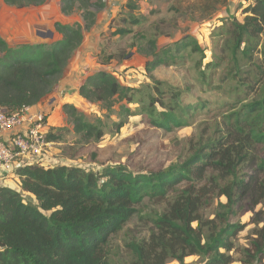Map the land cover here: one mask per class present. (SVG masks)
I'll use <instances>...</instances> for the list:
<instances>
[{
  "label": "trees",
  "instance_id": "obj_1",
  "mask_svg": "<svg viewBox=\"0 0 264 264\" xmlns=\"http://www.w3.org/2000/svg\"><path fill=\"white\" fill-rule=\"evenodd\" d=\"M3 1L18 8L46 2ZM162 1L173 3L170 9L177 11L179 0ZM230 1L194 0L188 7L191 16L198 13L205 21L213 19ZM244 2V21L236 16L222 17V30L232 37L233 57L241 56L252 64L251 70L235 69V76L244 77L255 92L264 83V0ZM106 6L105 0H61L60 12L70 16L80 11L83 23L56 22L61 38L51 44L10 46L0 37V105L15 112L48 98L83 44L85 31L96 25L97 12ZM139 9L140 0H127L112 36L134 33L131 27L145 20L136 13ZM194 49L201 48L197 44ZM138 51L146 57L155 56L146 61L148 72L168 63L157 51L155 40H149L148 47L139 46ZM114 58L113 54L104 56L101 63L108 65ZM131 89L112 73L98 70L80 85L79 94L110 112L121 100L132 102ZM159 92L146 107L147 116L142 121L166 131L183 125L185 115L192 116L205 106L202 101L196 107L193 102L179 103L181 93L175 88ZM157 105L162 110L156 112ZM244 108L229 116L218 135L201 142L190 157L166 168L134 172L125 164H116L93 172L75 164L44 166L39 162L17 167L21 190L0 186V264H111L112 237L134 217L146 198L167 201L168 206L153 220L149 239L130 245L136 258L133 264H168L172 260L185 264V258L195 254L204 257L203 264H232L239 259L236 254L244 264L262 263L264 158L257 145L264 143V129L259 130L264 124V93ZM63 112L84 140L102 139L101 126L74 104L64 103ZM133 115L122 105L123 120L116 123L117 128L124 127ZM55 130L51 127L47 138L61 142L63 136ZM216 196L226 201L219 200L213 217H206L204 208L210 207ZM242 210L253 213L251 222L255 224L244 248L236 241L246 224L232 221Z\"/></svg>",
  "mask_w": 264,
  "mask_h": 264
},
{
  "label": "rangeland",
  "instance_id": "obj_2",
  "mask_svg": "<svg viewBox=\"0 0 264 264\" xmlns=\"http://www.w3.org/2000/svg\"><path fill=\"white\" fill-rule=\"evenodd\" d=\"M193 1H177L175 3L177 11L170 9L173 3L158 4L157 12L151 13L150 19H145L136 25V32L115 38L108 30L111 22L106 20V13L102 12L98 16L96 25L85 31L83 45L73 55L63 79L51 97L60 95L66 102L74 104L86 118L101 126L104 135L100 141L93 139L87 142L80 134L74 132L73 124L69 123L68 116L63 112V105L61 109L56 108L55 105L52 107V111L54 110L52 113L56 114L53 127L57 128L55 131L57 134H62L63 139L61 142H54L49 148L48 157L43 161L45 164H75L93 172H100L105 166L116 164H125L134 172L166 168L175 164L180 158L190 157L201 142L218 135L222 123L229 116L238 110L246 109L244 106L252 100L261 98L264 93V83L257 86L256 91L253 92L246 85L248 81L244 77L235 76V69L241 67L242 70H251L252 64L241 56L233 57L232 37L226 34V29L222 30V17L236 16L240 22L244 21L242 4L245 0L230 1L227 10L223 7L215 14L214 19L205 21L200 20L198 13L194 16L190 15L188 6ZM51 8V0L39 6L17 7L5 12L0 25L6 30V36L15 41L13 43L28 42L29 40L25 41L27 36L23 31L17 32L21 21L31 20L42 11L45 14L46 10L49 11ZM58 21L83 23L80 11L70 16L55 13L46 24L41 23L44 24L43 26H33L32 38L29 39L47 44L55 42L61 38L60 33L53 32ZM115 23L117 25L118 21ZM38 30H51L53 36L44 38L36 34ZM149 40L156 41L157 51L161 52L162 58L168 60V63L161 64L151 72L146 70L144 60L137 49L139 46L148 47ZM197 44L200 50L194 49ZM110 54L115 56L113 61L108 65H102L103 57ZM149 57L151 60L155 58L153 55ZM102 68L116 76L123 85L132 88L129 91L132 102L121 100L112 111L107 112L99 104L91 103L80 95L77 97L73 94L77 91V84L80 83L81 78H85L91 71L95 72ZM242 74L248 76L243 71ZM168 87L180 91L179 103L193 102L195 107L199 101L205 103L201 111L197 109L192 116L185 115L184 124L174 126L171 131L142 121V117L147 116L146 107L154 98L160 96L159 90ZM167 101L170 102V97ZM124 104L135 115L130 116L125 126L118 129L116 123L123 120L121 106ZM160 110L162 107L157 105L156 112ZM262 129L264 124L259 130ZM257 149L264 158V143H259ZM219 200L225 202L226 198L216 196L212 205L204 208L206 217H213ZM33 201L36 202V199L33 198ZM167 206V201L146 198L137 207L134 217L111 239V264H133L136 258L130 245L149 239L154 228L153 220L163 213ZM252 216L251 211L242 210L232 219L233 222L246 224L236 241L237 246L241 248L248 246L253 235L255 224L251 222ZM235 256L241 258L240 254ZM239 259L232 264H244ZM203 262L202 255L195 254L185 258V264H203ZM168 264H180V262L172 260ZM253 264H264V261Z\"/></svg>",
  "mask_w": 264,
  "mask_h": 264
},
{
  "label": "built area",
  "instance_id": "obj_3",
  "mask_svg": "<svg viewBox=\"0 0 264 264\" xmlns=\"http://www.w3.org/2000/svg\"><path fill=\"white\" fill-rule=\"evenodd\" d=\"M24 106L8 112L0 105V169L13 170L25 164L44 163L49 148L54 144L47 138L50 131L49 110L44 107ZM9 134L4 140L3 134Z\"/></svg>",
  "mask_w": 264,
  "mask_h": 264
},
{
  "label": "crops",
  "instance_id": "obj_4",
  "mask_svg": "<svg viewBox=\"0 0 264 264\" xmlns=\"http://www.w3.org/2000/svg\"><path fill=\"white\" fill-rule=\"evenodd\" d=\"M47 1L49 2L50 0H46V2ZM126 1L127 0H105L107 6H106L105 9H103V10H101V11H99L97 13V22H98V18H99L98 16H100V14L102 12H105L106 13V20H108V22H111L110 25L108 26V30L111 31V32H113L115 30V28L114 27H111L110 28V26L113 23V24H115L113 26H116L117 27L115 21L117 22V20H119V18L122 17V15H121V8H122L123 4L126 3ZM234 1H237V0H234ZM60 2H61V0H51V4H52L51 10H49V11L46 10V13L45 14H43V11L42 12H39L40 15H37V17L34 16L31 20L28 19L29 21L28 20H24V21L22 20L21 21V24L18 27L17 32L18 31L19 32L20 31H23L24 34H25V36H27V39H25V41L26 40H29L28 42H17V43H13L15 41H12L11 39H9L6 36V33L7 32H6V30H4L3 27H1V25H0V37L3 38V39H5L10 46H12V45L15 46V45L22 44V43L43 42V41H39V40L29 39V38H32L31 37V35H32V27L35 26V25H37V26H43L44 24H41V23L44 22L46 24L49 20H51L53 18V15L55 13L61 14V16H65V15H63L60 12ZM163 3L171 4V2L170 3L169 2H164L162 0H140V9L136 13L139 14V15H141V16H143L145 19L148 20L151 17V11L152 10H156L159 7L157 5L158 4H163ZM16 8L17 7L8 5L3 0H0V20H2L4 18L5 12L7 13L8 11H11V10L16 9ZM228 8H229V5L228 6H225L224 10H227ZM224 10H223V12H224ZM136 27H137L136 25L131 27L134 32H136V29H137ZM40 31H43V30H38V32H36V34L40 35L39 34ZM55 31L56 30H54L53 32L55 33ZM56 33H58V32L56 31ZM111 36H112V34H111ZM112 37H114V36H112ZM115 37H118V36H115ZM139 55H140V57L143 58L144 64L146 65V61L150 57H146V55L143 54V53H141V52H139ZM80 56H81V54H80ZM101 64L102 65H106V64H103V63H101ZM76 67H79V65H76ZM104 69L105 68H102V70H104ZM96 71H98V70H96ZM92 73H94V71L93 72L92 71L89 72L86 75L85 78H81L80 79V83L77 84L78 85V89H77L76 92L73 93V94H75V96L77 95V97H78L80 95L79 94V87H80V85ZM69 78H71V76ZM70 80H73V79H70ZM53 93H54V91L52 92V94ZM51 95L48 98H45L44 100H42L41 102H39L38 104L33 105V106H35L34 107L35 109H37V107L40 106V107H44L47 111L48 110L50 111L49 112V114H50V117H49V125H50V128L53 127V122H54L53 119H55L54 117H56L55 116L56 114L54 115L52 113L54 111V110L52 111V107L56 105V108H60L61 109V105H64V103H68V102H66V100H64L65 98L62 99L60 95H58V96L55 95L56 97L55 96L54 97H51ZM80 97H81V95H80ZM8 136H9V134L4 133L3 134L4 140H7L8 139ZM11 183H14L15 185L13 186ZM0 186H9V187L15 188L17 190H21V180L15 174V169H13V170L0 169Z\"/></svg>",
  "mask_w": 264,
  "mask_h": 264
},
{
  "label": "water",
  "instance_id": "obj_5",
  "mask_svg": "<svg viewBox=\"0 0 264 264\" xmlns=\"http://www.w3.org/2000/svg\"><path fill=\"white\" fill-rule=\"evenodd\" d=\"M39 34L44 38H51L53 36V32L51 30L40 31Z\"/></svg>",
  "mask_w": 264,
  "mask_h": 264
}]
</instances>
